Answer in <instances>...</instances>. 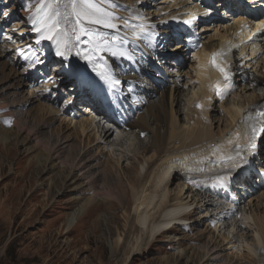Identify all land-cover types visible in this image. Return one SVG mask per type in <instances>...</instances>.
I'll return each mask as SVG.
<instances>
[{
    "label": "bare ground",
    "instance_id": "1",
    "mask_svg": "<svg viewBox=\"0 0 264 264\" xmlns=\"http://www.w3.org/2000/svg\"><path fill=\"white\" fill-rule=\"evenodd\" d=\"M93 2L104 12L111 14L110 19H104H108L116 27L107 28L103 23L85 22L84 27L93 33L102 34V39L98 42L99 49L94 51L93 43L86 36L91 61L85 59V55H68L66 59L72 62L66 68V75L72 71L74 74L77 68L86 67L110 81L118 80L113 111L108 112L102 108L105 113H101L100 118L104 122L96 121L86 110L89 105L102 110L92 101L91 89L88 94L89 101L86 103L88 105H77L79 112L72 109L69 100L58 107L59 99L63 97L56 93L55 99H52L50 93L61 86L64 88L67 83L63 82L61 76L54 75V70L63 69L60 63L56 64L55 68L43 65L44 68L39 72L44 78L39 81L42 83L37 82L34 75H30L35 73L33 70L23 71L18 75L14 73L16 70H11L9 81H22L28 74V79L32 80L34 85H41L45 91L34 94L33 90H29L31 97L28 100L23 98V101H16V107L25 112L26 106L22 105L24 101L32 103L41 99L44 103L39 104V109L50 117L49 126L56 118L61 120L54 134V146H40L42 141H38L34 146H27L29 140L34 139L33 133L25 130L26 120H13V111L8 108L11 104L6 102H9V96L14 100L16 95L21 94V90L14 87L15 83L12 82L2 90L4 93L0 94V143H5L7 147L13 140L25 147L26 151L41 147L34 156L37 167L43 166L51 170L53 175L56 173L53 177L57 179L52 177L51 184L58 186L59 182V185H64V190L73 188L77 199L74 211L66 217L67 231L73 230V226L88 215L92 206L97 209L101 204H106L103 211L95 214L93 224L97 226V222H102L109 231L115 230L114 245H111L114 248L112 254L116 253L117 246H126L125 262L121 261L120 264H126L131 254L141 253L148 243L156 242L157 236L163 234H169V240L176 241L178 245L175 254L165 258L170 264L264 263V191L261 192L257 203L249 206L250 212L245 211L246 208L241 210V206V212L238 214L229 206H236V193L233 191L242 189L254 172H260V181L264 185V151L258 150L257 143L261 137L262 141L264 140V134H261L259 139L253 137L249 127L253 121L247 119L248 116L255 117L257 111H264V42L261 39L247 43L244 41L256 33L258 29L254 24L256 20L263 21L264 15L255 19L247 13L239 14L238 9L231 8L221 0L215 1L214 6L205 0H170L171 5L168 8H160L162 11L157 12L147 6L149 4L155 7L156 0H137L138 10L131 9L130 0L119 3L128 13L117 12L119 9L112 6L111 0ZM250 6L252 9L264 7V0L252 2ZM54 9L56 7L52 10ZM41 10L42 8H39L38 12L41 13ZM216 12H223L225 15L218 23L191 21L194 16L209 19L210 14ZM94 18H101V14H94ZM245 21L247 27L244 29L249 34L237 42V32ZM178 22L186 25H179ZM190 23L200 24L199 27L194 26L201 40L197 47L189 42L195 36L190 33ZM141 24L145 26L144 31L139 28ZM250 24H253L252 28H249ZM28 25L31 30H26V33L24 25L18 29L19 32L16 31L19 42L24 41L22 38L25 35V42L32 43L37 48L51 45L52 55H49L47 60L62 62L59 56L65 55L64 50L67 52L70 49V38L61 33L60 36L53 35L52 39H43L36 43L40 35L34 30L40 26L37 17L29 20ZM156 25L160 28H156ZM71 26L64 23L66 31L70 30ZM181 36L184 39H181ZM113 37L117 39L113 40ZM64 39L65 47L59 45L62 40L65 44ZM104 40L108 43L105 44ZM237 43L241 44V47L232 51L233 45ZM143 47H147L145 51ZM58 51L63 52V55L55 56ZM165 51L166 54L163 53ZM213 53H216L215 59L220 67L230 74L229 80H224L221 72L209 64ZM167 55H171L170 61L166 59ZM188 55L193 56L194 61L190 70L185 72L179 59ZM0 57H3L1 53ZM160 62L165 63L162 71L157 68ZM19 64L21 66L22 62ZM98 65L100 67H97ZM112 65L118 69L113 70L110 68ZM46 69L53 70V73L49 74ZM97 76L94 75V78ZM158 78L165 80L157 82ZM186 79L190 82V87L184 98H180L182 89L186 86ZM20 84L23 87L28 86L27 83ZM80 86L83 84L79 83ZM43 90L37 88V91ZM69 90L79 92V88ZM227 94L232 97L229 102H219L224 100ZM70 95L73 94L68 92V97ZM3 102H6V105L3 106ZM178 105L180 109L175 110L174 107ZM218 107L221 109L220 118L221 121L224 120V124L220 123L215 131L211 127V120L215 115L210 111L215 112ZM179 113H183L182 118ZM70 129L73 130L72 134L68 132L66 135L64 132ZM21 133L25 135L22 136ZM114 133L116 143L111 150L113 143H110V140ZM70 139L76 140L79 153L84 154L83 157L77 158L78 153L75 157V153L70 151ZM135 141L139 142V146L135 147V161L132 165L123 167L120 162L129 158L126 148ZM237 144L239 148L236 147ZM249 144L253 147H249ZM65 149L70 151L72 163L71 159L67 162L68 156L67 159L62 158ZM92 150H96L94 154L90 153ZM106 155L107 160H102ZM229 156L233 159L228 160ZM141 164L145 169L142 173L138 170ZM174 179H178L175 193L171 188ZM85 188L90 190L88 195L77 196V193ZM239 199L244 203L245 199ZM248 200L247 204L251 205L252 200ZM123 201H130L131 208L130 205L124 206ZM113 202L119 207H124L121 218L130 220L127 226L130 241H123L118 226L112 225L114 217L108 218L106 215L112 214V211L109 213L107 209L111 210ZM199 212L197 219L193 218L194 214ZM186 221L189 224L192 221L194 225L205 223L206 227L204 225L202 230L178 236L182 228L187 227L189 231L194 229L191 228L192 224H185ZM86 223H82L83 227ZM90 230L91 233L94 231L93 228ZM205 236L204 242L202 240L199 243ZM246 237L253 238V245ZM169 240L168 244H171Z\"/></svg>",
    "mask_w": 264,
    "mask_h": 264
},
{
    "label": "rangeland",
    "instance_id": "2",
    "mask_svg": "<svg viewBox=\"0 0 264 264\" xmlns=\"http://www.w3.org/2000/svg\"><path fill=\"white\" fill-rule=\"evenodd\" d=\"M106 1L109 2V0ZM124 1L125 0H111L112 6L117 10L119 9V11L117 12L128 13V11H125V9H123L122 6L119 5V3H123ZM130 1L132 7L131 9L136 10L137 0ZM67 2L68 0H44L43 3H41L40 0H0V53L3 56L0 57V94L4 93L2 92V90H4L5 87H9L7 85L12 84V82L13 84L15 83L14 87H18V89L21 90V94L16 95V98H14V100L11 96L8 97L9 102L4 98L3 95L2 98L6 100L7 103L11 104L12 108H8L13 111V120L17 121L18 118L22 120L21 122L26 120L25 130L27 132L33 133L32 136H34L35 140L30 139V142L28 141L29 143H26L27 146L31 144L34 146L38 141H42L41 143H43L40 146L47 147L48 145L49 148L50 145L51 147L54 146V134H56V130L59 127L58 125L60 124L61 119L56 118V121H54L51 126H49L48 123L50 122V117L47 116L45 112L39 109V104L44 103L41 99L32 101V103L24 101L22 105L25 104L26 106V111L24 109L25 112L20 111L16 107L15 103H17L18 100L20 102L23 101V98L28 100L31 97L29 95V90H33L34 94H39V92L43 93L45 91L43 90V87H41V85H34V82L28 79V74L26 78L24 77L23 79H21L22 81L14 82L13 79L9 81L12 72H14L13 70H16L14 73L17 75L23 71L28 72L29 70H33L35 73L31 74H33L37 82H39L40 80L44 79L39 74L42 68H44L43 65H48L52 68H55L56 64H66L65 59L68 55L75 56L77 53H83L85 56H88L90 51H88L87 49L88 44L86 36H81L78 42H75L76 39L74 35L71 34L70 29L67 31L69 33V35L67 36L70 38V49H68L67 52L66 50H64L63 52L65 55L59 56L63 61L59 62L53 59L47 60L48 56L52 55L51 45L47 47L37 48L36 46H33L32 43L25 42V35H23L22 38V40L24 41L19 42L16 31L19 32L18 29L22 25H24L23 27H25L24 33H26V30H30L28 21L30 19H35V17H37V20L39 21L41 19H39V17L43 16L44 10L46 9V5L48 3H51L56 7V9L51 11H59L61 13V17L59 18L61 21V29H64V23L73 25V17L69 16L67 21L63 19V16L70 11L69 8L65 7ZM156 2L157 3L155 4V7L149 4L147 5L151 7L154 12L162 11L160 8H168L169 5H171L170 0H156ZM39 8H42L41 13L38 12ZM218 16L220 17L221 14ZM30 34L31 33H28V35ZM62 41L59 43V45L65 47L66 40L64 39L65 44H63ZM190 55L183 57V60H181L180 62V66L185 72L190 70V65L192 61H194V57ZM9 61L13 64H11ZM20 62H22L21 66L19 64ZM162 66H164L163 63L162 65L158 66V68H161ZM111 68L113 69L114 66H112ZM114 69L118 68L115 67ZM46 71H48L49 74L53 73V70L51 71L46 69ZM55 73H57L58 76H61L63 80L65 79V70H61L59 73L55 70ZM186 82L187 79L185 81L186 86L183 87L182 92L179 96L180 98H184V96L188 93L190 82ZM20 83H27L28 86L24 85L23 87ZM37 88L43 91H37ZM60 91H62V88H59L57 92ZM62 95L64 97V100L62 99L59 101L58 107L64 105V103L68 99V96L66 94L62 93ZM52 96L53 94L50 95V98H52ZM230 97L231 94H227L224 100H221L219 102H224V104H226L232 98ZM6 102H3V106L6 105ZM174 108L175 110L180 109V105ZM72 109L79 111V109H76L75 106H72ZM185 112L186 110L183 113ZM210 112L215 115V117L211 120V127L216 131L220 123L224 124V120L221 121L220 118L221 109L218 107L216 108L215 112ZM183 113H179L180 118L183 117V115H181ZM41 115H43L44 117ZM1 120L2 119L0 118V123L2 122ZM182 122L183 121H181L180 119V123ZM37 129L41 130V132L43 133L39 132ZM72 129L64 133L66 135L69 133L72 134ZM0 130H2V124H0ZM115 134L116 133L112 135V139L110 140V143H113L112 147H115L114 143H116ZM20 135L23 136L25 134L21 133ZM50 140H54L53 143ZM11 142L7 144V147L5 146V143H0V264H120L121 261L124 263V258L126 256V254L124 253L126 250L125 245H123V247L117 246L115 248V254H117L116 256L115 254H112V251L114 250V248H112L114 245L113 241L116 237L115 230H112V232L109 231L108 227L103 225L102 222H97V226L93 224L96 217L95 214H97V212L99 213L100 211H103L104 206L106 208V204H101V206L97 209L96 206H92L88 211V215L82 218L78 222V224L74 225L73 230L67 231L68 229L65 225L66 217L69 213L74 211V205H76L77 199V197H75L74 195L75 192L72 191L73 188L69 187V189L67 188L68 190H64V185H59V182L57 184L58 186L51 184L52 179H57L56 177H53L56 173H54L53 175L51 170H47V168L43 166L37 167V164L35 163L36 161H34V156L37 150H39L41 147L33 148V150L31 151H26L24 149L25 147L17 144L16 141L12 140ZM68 143L70 144V151L75 153V157L77 155L76 153H78L77 158L83 157L84 154L79 153V146L75 139H70ZM138 143L139 142L135 141L134 144L127 146L126 152L129 154V158L126 161L120 162L123 167H125L126 165L130 166L135 161V147L139 146ZM260 145V149L264 151V148H262V146L264 145V140ZM114 147L111 150H113ZM106 148L108 150L110 149V147ZM67 149H65L62 153V158L65 157L67 159L68 156L69 158L67 159V162H69V160L71 159L72 161L70 160V162L72 163L73 159L70 158V151L68 152ZM95 151L96 150H92L90 151V153L92 152L91 154H94ZM102 160L106 161L107 155L102 157ZM143 164L139 165L138 168L141 173L144 172L142 167ZM258 180H260V177L256 172L251 176V179L248 183H244V189L238 190V195H236L235 201L240 202L239 197H241V194H243L242 198L245 199L244 203L243 201H241L239 204L240 206H238L239 213L241 212V206V210L246 208L245 211L250 212L251 209H249V206L255 205L257 203V199L260 198L259 196L261 195V192L264 191V186L260 185L258 183ZM177 184L178 179H174L171 187L173 193H175L176 191ZM95 189H97V187H95ZM87 192L89 193L90 190L87 191V188H85L82 191H79V193H77V196L81 197V195H84L83 197H85L88 195ZM128 193V198H130V192ZM248 199L252 200L251 205L247 204L249 201ZM123 204L124 206L130 205L129 208H131L130 201L128 203H125V201H123ZM118 207L119 205H117L116 202H113L111 210L109 207V209H107L109 213L112 211V214L106 215H108V218L112 216L114 217L112 225L118 226V232L122 234L123 241L125 239L127 242L131 237L130 234H128L129 230L127 227L130 220L127 221L125 218H121L124 207ZM253 208H255V206ZM261 212H263V210H261ZM92 213L94 215H92ZM199 214L200 212L198 214H194L193 218L197 219ZM82 223H86V225H84L83 227ZM187 223L188 221L185 222V224ZM190 224H192L191 228L194 229L192 231H189V228L187 227L182 228V231L180 230V234H178V236H183V234H191L190 232L194 233L200 229L202 230L204 229L205 225V223L194 225L192 221L190 222ZM190 224L188 223L189 226ZM91 228H93L94 233H91ZM168 236L169 234L157 236L156 242L154 241L148 243L141 253L131 254L129 261L126 264H170L169 262L165 261V258L171 254H175L178 245L176 244V241L174 242L172 240H169ZM203 239L205 240L206 236L200 239L199 243ZM168 240L171 241V244H168ZM246 240L253 245V238L246 237ZM256 257H258V251H256Z\"/></svg>",
    "mask_w": 264,
    "mask_h": 264
},
{
    "label": "snow or ice",
    "instance_id": "3",
    "mask_svg": "<svg viewBox=\"0 0 264 264\" xmlns=\"http://www.w3.org/2000/svg\"><path fill=\"white\" fill-rule=\"evenodd\" d=\"M41 3L44 0H40ZM55 6L51 3L46 5V9L44 10V14L39 20V27H36L34 30L39 33V38L37 39L36 43H39L40 40L43 39H52L53 35L60 36L63 33L64 36L69 35V33L60 28V17L61 13L59 11H51ZM66 8H69L70 11L67 12L63 19L65 21L68 20V17L71 16L74 18V24L71 26V34L74 35L76 40H79L81 36H87L89 41L93 43L94 51L99 49V41L102 39V34L93 33L91 30L84 27L85 22L89 24H101L103 23L104 27L107 28H115L116 25L110 23L108 19L111 17L110 13L104 12L93 0H68L67 4L65 5ZM100 13L101 18H94V14ZM186 23H188L186 21ZM144 25L141 24L139 26L141 31H144ZM116 37H113V40H116ZM251 39V38H250ZM105 44L108 43L107 40L103 41ZM78 55H84L83 53H77ZM57 55H63V52L58 51ZM85 59L91 61V56H85ZM216 53L212 54V58L209 60V64L212 67H215L218 71L221 72L224 80L230 79V74L216 62ZM97 67H100L99 65ZM112 83L114 85L119 84L118 80H113ZM217 93L219 94V89H217ZM199 106V105H197ZM248 120H252L253 123L249 125L251 128V133L253 137L260 136L264 134V111H257L255 117L248 116ZM259 125V126H257ZM231 143V141L229 142ZM237 148L240 146L237 144ZM249 147H253L252 144H249ZM216 150H214L215 153ZM239 154V153H238ZM228 160L233 159L231 156L227 157Z\"/></svg>",
    "mask_w": 264,
    "mask_h": 264
}]
</instances>
